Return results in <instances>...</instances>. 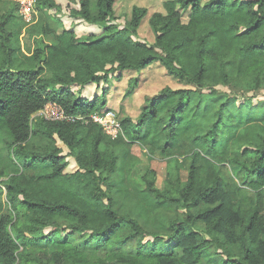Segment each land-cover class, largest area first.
Instances as JSON below:
<instances>
[{"label":"trees","instance_id":"16d2710c","mask_svg":"<svg viewBox=\"0 0 264 264\" xmlns=\"http://www.w3.org/2000/svg\"><path fill=\"white\" fill-rule=\"evenodd\" d=\"M68 1L71 19L102 30L79 36L54 15L26 52L18 4L0 14V264H264V116L244 132L224 121L232 98L253 108L264 92V0H163L150 15L125 0L122 23L118 0ZM48 9L64 5L35 0ZM147 18L153 41L136 38ZM155 63L182 86L106 133L91 114L112 80L131 74L128 98ZM92 83L101 94L82 95ZM50 101L73 118L36 115ZM152 156L166 160L162 186ZM117 173L185 208L167 234L115 208Z\"/></svg>","mask_w":264,"mask_h":264},{"label":"rangeland","instance_id":"374dc122","mask_svg":"<svg viewBox=\"0 0 264 264\" xmlns=\"http://www.w3.org/2000/svg\"><path fill=\"white\" fill-rule=\"evenodd\" d=\"M64 5V9L61 13H55L53 10L48 9L43 12L34 14L32 21L25 19L20 10L21 18L27 21V26L24 27L23 33L21 35V43L26 52L32 51L38 44V39L41 37L40 27L34 26V24H51L52 26L56 24L54 20V15L60 16L62 19V24L67 28H74L77 35L81 36L87 31H101L102 28L96 24H89L83 20L74 21L68 16L67 5L68 0H58ZM137 2L140 5L147 6L149 8V15L154 11V9L162 6L163 0H127L126 6L129 7ZM15 0H5L0 4V14H4L8 9L17 6ZM158 3V4H157ZM155 4H157L155 6ZM125 0H118V13H120V22L122 23L125 17ZM127 10V9H126ZM36 12V11H35ZM149 17V16H148ZM140 40H154V33L149 25L148 18L145 19L139 29L137 37ZM127 73L122 80L113 79L111 82V87L108 90L107 102L102 108L106 111L116 112L118 117H121L123 113H128L134 118L139 114L141 107L145 103L146 96L153 95L159 91L165 85H170L173 87H179L180 85L177 81L173 79L172 76H166V72L159 66V63H155L146 70L144 79H141V84L136 89L134 95L124 98L125 90L127 87V77L130 76ZM220 89H228L226 86L220 85ZM77 89V87H73ZM101 89L97 84L92 83L86 91L84 96H96L101 94ZM254 107L247 108L240 104L239 100L231 99L228 106V111L225 114L224 121L227 124H236L235 129L244 132L245 129L250 128L256 123L261 121V117L264 116V92L254 98ZM101 106V101L98 102L97 107ZM117 107V111L113 110V107ZM99 114V111H96ZM36 115H40L38 112ZM100 116V115H97ZM256 127H252L255 130ZM148 153V151L146 150ZM141 154V152H139ZM144 157V156H143ZM150 163L153 168L156 169L158 177L157 183L162 186L164 183V178L167 174V164L165 158L159 156H152L150 158ZM228 166V164H226ZM184 167V164H183ZM183 178L187 177V171L185 167L182 170ZM114 182V206L121 212H128L132 215L138 217L144 225L154 234H167V223L169 220L175 218L177 213L185 210L181 204L175 202H158L155 195L150 191L138 192L134 190L128 181L125 179V174L117 173L112 177ZM237 185H240V197L243 199V203L249 200L252 195L248 194L244 184L238 177H235ZM91 253V252H90ZM209 258V254H206L205 261Z\"/></svg>","mask_w":264,"mask_h":264},{"label":"built area","instance_id":"2783aa9c","mask_svg":"<svg viewBox=\"0 0 264 264\" xmlns=\"http://www.w3.org/2000/svg\"><path fill=\"white\" fill-rule=\"evenodd\" d=\"M20 8L21 13L26 20L32 21L35 14V0H15ZM40 115L53 120H64L72 119L65 113L63 107L56 102H48L40 111ZM100 115V116H97ZM94 121L98 122L104 129V131L112 136H117L122 132V125L120 118L116 112L106 111L105 113L99 114L97 112L91 114Z\"/></svg>","mask_w":264,"mask_h":264},{"label":"crops","instance_id":"0c3cea01","mask_svg":"<svg viewBox=\"0 0 264 264\" xmlns=\"http://www.w3.org/2000/svg\"><path fill=\"white\" fill-rule=\"evenodd\" d=\"M61 2V1H60Z\"/></svg>","mask_w":264,"mask_h":264}]
</instances>
